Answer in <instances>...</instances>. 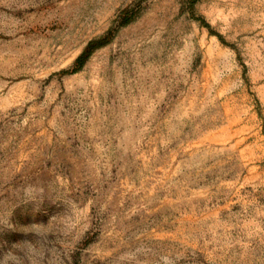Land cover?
Returning a JSON list of instances; mask_svg holds the SVG:
<instances>
[{
  "label": "rangeland",
  "instance_id": "1",
  "mask_svg": "<svg viewBox=\"0 0 264 264\" xmlns=\"http://www.w3.org/2000/svg\"><path fill=\"white\" fill-rule=\"evenodd\" d=\"M0 264H264V0H0Z\"/></svg>",
  "mask_w": 264,
  "mask_h": 264
},
{
  "label": "trees",
  "instance_id": "2",
  "mask_svg": "<svg viewBox=\"0 0 264 264\" xmlns=\"http://www.w3.org/2000/svg\"><path fill=\"white\" fill-rule=\"evenodd\" d=\"M92 44H90L89 45V47H88V49L86 50V52L78 59V62L77 63H79V65H81L82 66V64H83V62H84V60L88 57V55H89V53H90V51L92 50ZM83 61V62H82ZM80 67H76V69L75 70H78Z\"/></svg>",
  "mask_w": 264,
  "mask_h": 264
}]
</instances>
